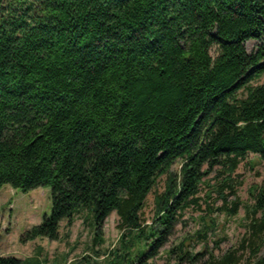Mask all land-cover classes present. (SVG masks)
<instances>
[{
  "label": "trees",
  "instance_id": "trees-1",
  "mask_svg": "<svg viewBox=\"0 0 264 264\" xmlns=\"http://www.w3.org/2000/svg\"><path fill=\"white\" fill-rule=\"evenodd\" d=\"M254 40L264 42V0H0V188L51 196L21 241H57L79 216L97 233L115 213L128 259L112 264L151 260L213 173L220 212L237 216L233 176L250 155L264 161ZM162 176L148 227L142 211ZM251 196L238 249L179 261L241 264L249 251L247 264H264V186ZM202 219L203 231L215 224Z\"/></svg>",
  "mask_w": 264,
  "mask_h": 264
},
{
  "label": "rangeland",
  "instance_id": "rangeland-1",
  "mask_svg": "<svg viewBox=\"0 0 264 264\" xmlns=\"http://www.w3.org/2000/svg\"><path fill=\"white\" fill-rule=\"evenodd\" d=\"M264 45L261 41L246 43L248 54L256 53ZM264 77L255 85H263ZM173 171H177L174 168ZM216 174H210L200 187V208L187 210L174 231L163 241L151 260L135 261L132 264H189L187 260L179 261L184 253L189 256L200 255L203 261L210 255L220 257L228 251L238 249L246 234V211L253 205L254 190L264 186V161L250 155L233 176L241 185L237 187V197L241 203L238 215L232 218L220 212L222 200L212 188ZM167 178L162 176L155 189L147 198L142 211L145 226L153 225L155 216L154 197L165 190ZM230 197L228 201H233ZM51 213L50 188H38L29 192L14 190L10 186L0 188V257H12L21 261L37 264H112L115 256L128 259L127 251L120 246L121 231L117 229L118 217L111 214L98 228L96 233L85 216H79L68 225H60L57 241L38 237L30 242H22L21 238L32 228L40 225L44 217ZM211 218L215 224L209 231H203V219ZM208 222V220H207ZM211 225V223H208ZM97 234V236H96ZM129 237L125 238L127 242ZM183 246L182 253L177 248ZM133 253L132 250H130ZM135 253V250H134ZM243 254L241 264H247L249 251ZM264 255V248L261 256Z\"/></svg>",
  "mask_w": 264,
  "mask_h": 264
}]
</instances>
